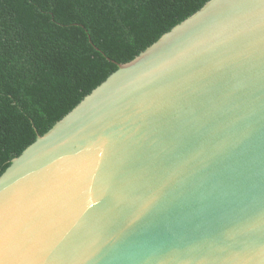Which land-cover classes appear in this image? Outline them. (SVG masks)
<instances>
[{
    "label": "water",
    "instance_id": "95a60500",
    "mask_svg": "<svg viewBox=\"0 0 264 264\" xmlns=\"http://www.w3.org/2000/svg\"><path fill=\"white\" fill-rule=\"evenodd\" d=\"M0 264H264V0H211L14 159Z\"/></svg>",
    "mask_w": 264,
    "mask_h": 264
},
{
    "label": "trees",
    "instance_id": "16d2710c",
    "mask_svg": "<svg viewBox=\"0 0 264 264\" xmlns=\"http://www.w3.org/2000/svg\"><path fill=\"white\" fill-rule=\"evenodd\" d=\"M211 0H0V177L87 96Z\"/></svg>",
    "mask_w": 264,
    "mask_h": 264
}]
</instances>
